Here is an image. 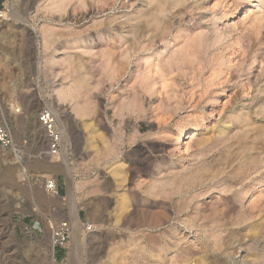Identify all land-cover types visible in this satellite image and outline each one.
Instances as JSON below:
<instances>
[{"label": "rangeland", "instance_id": "obj_1", "mask_svg": "<svg viewBox=\"0 0 264 264\" xmlns=\"http://www.w3.org/2000/svg\"><path fill=\"white\" fill-rule=\"evenodd\" d=\"M0 121V264H264V0H0Z\"/></svg>", "mask_w": 264, "mask_h": 264}, {"label": "built area", "instance_id": "obj_2", "mask_svg": "<svg viewBox=\"0 0 264 264\" xmlns=\"http://www.w3.org/2000/svg\"><path fill=\"white\" fill-rule=\"evenodd\" d=\"M38 123L47 143L46 152L42 155L58 156L62 147V135L58 127L56 115L51 110L44 109L38 115ZM0 147L11 151L17 159L21 156V152L15 144L14 137L4 121H0ZM45 188L53 197L61 198V193L56 181L48 180L45 183ZM52 234L54 249L66 250L71 234L69 224L67 222L58 224L53 228Z\"/></svg>", "mask_w": 264, "mask_h": 264}, {"label": "bare ground", "instance_id": "obj_3", "mask_svg": "<svg viewBox=\"0 0 264 264\" xmlns=\"http://www.w3.org/2000/svg\"><path fill=\"white\" fill-rule=\"evenodd\" d=\"M182 56H183V55H182ZM152 57H153V56H152ZM151 60H152V59H151ZM157 63H158V62H157ZM155 65L158 66L159 64L157 65V64L155 63ZM151 66H152V65H151ZM156 66H155L154 68L152 67L153 70L157 68ZM159 67H160V66H158V68H159ZM152 68H151V69H152ZM158 68L155 70V72L158 71L157 73H159L160 76H161V74L163 75L161 69H160V71H161V72H160ZM151 72H152V71H151ZM147 73H148V72H147ZM157 73H156V74H157ZM152 74H154V73H152ZM152 76H153V75H152ZM160 76H159V77H160ZM163 76H164V75H163ZM163 76H161V78H162ZM161 78H160V79H161ZM142 82H143V81H142ZM142 82H141V83H142ZM152 82H153V81H152ZM156 83H158V82H156ZM144 85H145V83H144ZM157 86H158V85H157ZM62 90L65 91L63 88H62ZM62 90H61V91L59 90V91H58V94L56 93V94H57L56 97H57V100L59 99V102L62 101V98L65 97V96H63V95H65V93H64ZM154 91H155V90H154ZM67 92H70V91L68 90ZM66 94H67V93H66ZM69 94H70V93H69ZM157 95H158V94H157ZM66 96H69V95L67 94ZM152 97H153V96H152ZM154 97H155V96H154ZM156 97H157V96H156ZM66 98H68V97H66ZM157 98H158V97H157ZM152 99H153V98H152ZM152 99H151V100H152ZM63 100H64V99H63ZM68 100H69V99H68ZM55 101H56V100H55ZM69 101H70V100H69ZM150 102H151V101H150ZM60 104H61V103H60ZM77 106H78V105H76L75 108H76ZM73 108H74V106H73L71 109L73 110ZM78 109H79V108H78ZM80 109H81V108H80ZM76 110H77V109H76ZM76 110H75L74 112H77ZM74 112H72V113H74ZM80 112H81V111H80ZM80 112H79V113H80ZM77 113H78V112H77ZM75 114H76V113H75ZM192 130H193V129H192ZM195 130H196V129H195ZM193 135H196V134H193ZM193 135H192V137H193ZM44 137H45V136H44ZM188 138L191 139V136L188 137ZM42 139H43V138H42ZM184 139H185V138H184ZM43 140H44V139H43ZM187 140H189V139H187ZM191 141H192V140H191ZM44 144H45V143H44ZM187 144H188V142L186 143V145H187ZM187 146H188V145H187ZM21 167H22V166H21ZM10 171H12V170H10ZM22 171H25V168H22ZM12 172H13V171H12ZM25 173H27V171H26ZM24 176H25V175H24ZM7 177H8V176H7ZM9 178H10V175H9ZM9 180H10V179H9ZM29 183H30V182H29ZM108 183L111 185L110 182H108ZM107 185H108V184H107ZM121 187H122V186H121ZM108 188L110 189V187H108ZM111 198H112V197H111ZM109 200H110V199H109ZM112 201H113V200H112ZM112 201H111V202H112ZM107 204H108V203H107ZM109 204H110V203H109ZM111 204H112V203H111ZM75 214H76V213H75ZM75 214H74V215H75ZM109 214L111 215V213H109ZM110 215H109V217H110ZM75 216H76V217H75V220H76V219H77V216H78V213H77V215H75ZM111 217H112V215H111ZM117 219H118V218H117ZM117 219H116V220H117ZM120 219H121V218H120ZM73 220H74V219H73ZM122 220H123V219H122ZM118 221H120V220H118ZM116 222H117V221H116ZM74 223H75V221H74ZM74 223H73V225H74ZM75 224H76V223H75ZM77 238H78V237H77ZM75 240H76V239H75ZM79 240H80V239H79ZM80 242H81V241H80ZM82 247H83V246H82ZM73 260H74V259H73ZM71 262H72V261H71ZM52 264H56V263H55V260H53ZM72 264H73V262H72Z\"/></svg>", "mask_w": 264, "mask_h": 264}]
</instances>
